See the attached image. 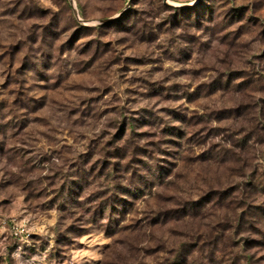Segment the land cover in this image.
I'll return each mask as SVG.
<instances>
[{
  "label": "rangeland",
  "instance_id": "374dc122",
  "mask_svg": "<svg viewBox=\"0 0 264 264\" xmlns=\"http://www.w3.org/2000/svg\"><path fill=\"white\" fill-rule=\"evenodd\" d=\"M185 244L264 264V0H0V264Z\"/></svg>",
  "mask_w": 264,
  "mask_h": 264
},
{
  "label": "trees",
  "instance_id": "16d2710c",
  "mask_svg": "<svg viewBox=\"0 0 264 264\" xmlns=\"http://www.w3.org/2000/svg\"><path fill=\"white\" fill-rule=\"evenodd\" d=\"M245 188L246 187L243 188V192H242L243 197L241 199V200L244 201L245 205L242 206L243 210H241V212H240L241 215H239L235 220H237V224L242 225V227H250L252 229L251 231H254L253 232V235H254V233H257V231H259V229H257L256 226H255V222L253 221V219L255 217V213H256V211L258 209L254 208V207L252 208L249 205H247V202L249 200H248V196L246 195V193L248 194V190H247V192H245ZM258 188H259L258 185H252V186L249 187V189H251V190L253 189L251 191V193L252 192H256ZM244 193H245V195H244ZM112 195L113 196H110V197L113 198V200L106 199L105 202H102V203L99 204V208H101V206H103V204H105V203H108V205L110 206V208L105 212V213H108V215H109L108 218L110 219V221L115 219L114 210L116 209V206H115V204L117 203L116 200L123 199V198L120 197V193H118V192L113 193ZM117 195H119V197H117ZM234 200H235V198H234ZM123 202H125V201L122 200V203ZM126 204H128V203L126 202L125 204L122 205L123 209H127ZM129 205L131 206V204H129ZM188 207H192L191 210H190V212H192L193 209H194L193 206L190 204V205H188ZM175 212L176 211H173V212H170V213H175ZM182 212L183 213H187L186 210H182ZM167 214H165V215L167 216ZM177 253H179V257H180V258L178 257L177 261L183 260V261H185V264H190L189 263L190 259L193 257L195 252L193 251V248H192L191 244H185L181 248L180 252H177ZM240 257H241V255H239L238 253L234 254V258L231 259L234 262H231V264H243L241 261L244 258L241 259ZM235 258H236V260H235ZM239 260H241V261L239 262Z\"/></svg>",
  "mask_w": 264,
  "mask_h": 264
}]
</instances>
